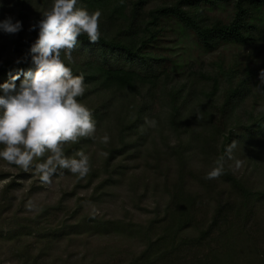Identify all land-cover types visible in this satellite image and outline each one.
I'll list each match as a JSON object with an SVG mask.
<instances>
[{
  "label": "trees",
  "instance_id": "obj_1",
  "mask_svg": "<svg viewBox=\"0 0 264 264\" xmlns=\"http://www.w3.org/2000/svg\"><path fill=\"white\" fill-rule=\"evenodd\" d=\"M52 2L0 0V21L11 17L13 22L19 20L22 24L16 37L11 39L15 56L0 61V83L9 80L17 69L34 67L30 48L38 38L39 28L30 30V27L37 24L43 14L36 16L32 23L27 20L29 13L40 4L46 7ZM146 2L78 0V7L102 12L101 35L97 43H89L86 35L79 37L73 61L65 60V64L74 76L83 75L87 90L78 100L91 110L96 126L103 125L107 133L114 130L115 134L108 143L103 164L106 178L95 190L125 174L129 167L122 160L134 158L139 152L137 142L144 134L150 135V141L155 143L154 128L145 124L149 119L158 123L159 133L167 129V134L161 135L166 146L164 152L176 162L172 178L169 172H163L162 189L166 200L153 217L142 224L136 223V228L129 221L122 223L120 219L83 213L78 200L68 212L71 222L65 219L49 225L42 222V215L62 208L64 197L57 204L44 207L41 215L33 218L5 217L0 221V235L14 242L19 264H76L60 255L51 256L54 244L64 238L71 241L84 232L102 235L125 228L135 230L141 238L142 249L138 253L120 261L90 259L83 263L81 258L78 262L264 264V216L260 214L264 206V186L258 187L249 177L237 175L227 156L224 174L218 179H205L233 141L237 145L232 153L250 155L249 159L264 169V109L259 115L250 114L243 123L233 116L239 101L252 93L251 74L264 66L256 69L245 66L244 73L237 78L236 62L226 66L221 58H216L211 61L208 72L198 69L195 71L198 77L193 73L194 79L185 77L168 86L172 80L171 70L175 74L179 66L161 53L164 47L158 45L166 30V21L174 20L178 28L192 34L206 53H214L226 44L257 48L264 45V0H174L152 9L148 19H141V8ZM220 3L231 7L229 18L208 19L207 10L217 9ZM2 34L4 32L0 31ZM107 51L113 58L126 60L127 65L109 62ZM76 52L78 55L74 56ZM23 78L21 75L16 81L17 86ZM196 85L207 101L200 97L190 101ZM218 93L220 100L214 97ZM0 95H3L1 91ZM156 96L165 104L163 114L154 112ZM208 102L210 109L206 106ZM127 135L134 138L126 141ZM83 140L89 139L66 145V155L72 156L80 150ZM154 151L160 154L156 147ZM205 155L210 162H204ZM8 188L9 184L2 195ZM127 225L131 228L125 227Z\"/></svg>",
  "mask_w": 264,
  "mask_h": 264
},
{
  "label": "rangeland",
  "instance_id": "obj_2",
  "mask_svg": "<svg viewBox=\"0 0 264 264\" xmlns=\"http://www.w3.org/2000/svg\"><path fill=\"white\" fill-rule=\"evenodd\" d=\"M172 1L174 0H147L142 5L139 18L148 19L149 12L152 9L163 3L170 4ZM50 7H44L40 4L29 13L27 23H32L36 16L42 15ZM230 13L231 7L229 4L220 3L217 9L207 10L206 15L208 19L226 20L229 18ZM166 22V30L162 33V39H160L158 45L164 47L161 53L168 55L171 61L179 66L175 74L173 73L174 70H171L172 80L168 86L185 77H190L191 79H194L195 76L198 77V73H195L198 69L208 72L212 67L211 61L216 58H221L226 66L236 62L237 78H240L244 73L245 66L251 67V69L264 66V45L254 48L226 44L214 53H206L194 41L192 34L187 30L178 28L179 26L174 20ZM14 35L8 33L0 35V61L7 57L15 56L12 52L13 44L11 40L16 37ZM24 37L25 34L22 33V39H25ZM75 55H78V53H74ZM106 58L109 62H113L116 65H127V61L123 58H113L110 51H107ZM259 72L251 74V95L244 100L241 99L234 108L233 116H236L240 123L247 122L250 114L259 115L264 109V85L260 84ZM193 73L196 75L194 76ZM195 87L196 92L189 97L190 101L192 99L195 100L197 97L207 101L206 96L199 92V85ZM1 93L3 94L2 91ZM218 95L220 93L214 97L220 100ZM164 105L163 101L156 96L154 112L163 114ZM206 106L210 109V102ZM110 124L112 125V123ZM157 124L156 122V126L153 127L155 143L150 141V135L144 134V138H139L137 142L139 143L137 146L139 152L134 158L122 160L129 167L125 174L121 177L117 176V180L108 182V184H104L96 190L95 187L107 175L103 167L107 155L105 156L103 153H107L108 144L105 145L99 141V138L107 133L103 125L101 127L97 126L96 139L83 140L81 143L82 147L78 150L84 151L91 157L92 170L84 179H78L77 176L64 169L58 170V173L52 177L50 184H44L40 181L39 175L35 173L34 169L25 172L17 166L9 165L6 161L0 159V198L3 199V201L0 199V221L12 215L28 219L33 218L38 214L41 215L44 207L53 206L57 204L61 197H64L62 208L55 211L52 209L47 216L46 214L42 215V222L48 225L63 219L71 222L72 220L68 219V212L78 200L82 204L83 213L104 219H120L122 223L129 221L136 228V223H144L148 218L154 216L156 209H160L163 206L166 200V194L162 189L163 172H169V177L172 178L176 167V162L173 158L164 152L166 146L163 145L161 135L162 133L167 134V129L159 133ZM113 132L114 130L112 133H107L108 135L111 134L109 135L110 139L112 135H115ZM133 138L132 135H127L125 140ZM173 141L172 137L170 142L172 143ZM155 147L159 149L160 154L154 151ZM232 154V159H230L231 169L237 175L243 174V176L249 177L258 187L264 186V169L259 168L260 166L257 167L253 160L249 159L250 155H243V152ZM117 158L123 159V156H118ZM235 160L243 161L240 168L235 167ZM38 162L40 161H34V164ZM204 162H210L208 155H205ZM192 164L194 165V163ZM159 165L160 169L158 168ZM7 184H9V188L2 195V191ZM260 214L264 216V206ZM125 227L130 226L127 225ZM13 243L11 240H5L4 234L3 236L0 235V264H19L16 256L17 251ZM141 249V238L137 236L135 230H127L125 228L102 235H90L84 232L71 241L64 238L54 244L50 254L51 256L60 255L62 258H69L70 261L76 264H81V262H78L81 258H83V263L90 259L100 262L107 259L120 261L138 253Z\"/></svg>",
  "mask_w": 264,
  "mask_h": 264
},
{
  "label": "clouds",
  "instance_id": "obj_3",
  "mask_svg": "<svg viewBox=\"0 0 264 264\" xmlns=\"http://www.w3.org/2000/svg\"><path fill=\"white\" fill-rule=\"evenodd\" d=\"M77 5L78 0H53L50 9L30 27L39 28L38 38L30 48L34 67L17 69L9 80L0 83V159L25 172L34 169L44 184H50L58 170L67 169L78 179L86 178L92 170L90 155L82 150L73 156L65 152L66 145L96 139L97 131L91 110L78 100L87 90L84 77L74 76L65 59L73 61L72 54L82 35L89 43L99 41L102 12H89ZM21 28V22H13L11 17L0 21V31L4 33L15 34ZM21 75L24 78L17 86ZM258 78L264 85V69ZM145 124L155 127L156 121L146 119ZM99 141L107 145L110 136L105 133ZM236 145L233 141L227 146L205 179H218L224 174L225 156L232 159ZM242 164L235 160L236 168Z\"/></svg>",
  "mask_w": 264,
  "mask_h": 264
}]
</instances>
